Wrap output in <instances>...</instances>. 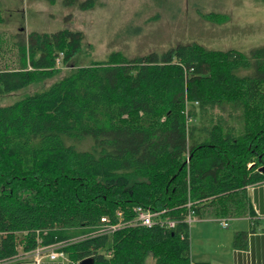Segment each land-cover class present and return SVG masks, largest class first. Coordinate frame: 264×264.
<instances>
[{
    "label": "trees",
    "instance_id": "16d2710c",
    "mask_svg": "<svg viewBox=\"0 0 264 264\" xmlns=\"http://www.w3.org/2000/svg\"><path fill=\"white\" fill-rule=\"evenodd\" d=\"M100 1L62 5L84 11ZM79 35H13L0 96L59 74L55 60L73 58ZM86 140L90 149L76 147ZM263 166L264 46L248 55L195 43L109 55L0 106V264L19 246L52 244L69 264H145L148 255L154 264H191L187 200L197 219L247 218L253 232L246 188L264 182ZM137 206L166 210L178 224L92 235L101 218L113 223ZM246 235L233 238L235 249L245 248Z\"/></svg>",
    "mask_w": 264,
    "mask_h": 264
},
{
    "label": "rangeland",
    "instance_id": "374dc122",
    "mask_svg": "<svg viewBox=\"0 0 264 264\" xmlns=\"http://www.w3.org/2000/svg\"><path fill=\"white\" fill-rule=\"evenodd\" d=\"M0 10L3 17L0 40L4 47L0 55L1 64L15 57L16 50L11 43L17 33L25 37L32 31L51 34L62 30L81 36L79 47L67 64L63 63L62 53L59 54L55 65L60 69L59 74L0 96V106L42 91L55 79L71 71L104 63L112 54L132 59L150 52L161 54L177 45L195 43L207 50H232L248 55L264 46V0H101L92 9L84 11L76 5L63 6L62 0H0ZM239 74L245 75L247 71H240ZM226 111L224 109L221 114L226 116ZM90 144L86 140L76 143V147L88 150ZM236 219L228 220L227 229L219 227L217 222L209 223V228L204 229L203 238H209L208 247L213 251L212 256H205L207 260L226 263L234 258L230 254L233 238L249 229L247 221H234ZM198 220L210 221L196 218L194 222ZM261 228H264V221L255 226V229ZM19 238L21 235H18ZM204 242L201 240L200 244L206 246ZM31 251L25 252L19 246L17 260L1 264H13L20 260L33 262V255H28L32 254ZM56 260L64 264L70 262L64 253ZM145 264H154L151 255L146 257Z\"/></svg>",
    "mask_w": 264,
    "mask_h": 264
},
{
    "label": "crops",
    "instance_id": "0c3cea01",
    "mask_svg": "<svg viewBox=\"0 0 264 264\" xmlns=\"http://www.w3.org/2000/svg\"><path fill=\"white\" fill-rule=\"evenodd\" d=\"M247 196L252 205L255 219L257 220V225L260 224V221H264V183L256 184L253 186H249L246 188ZM216 219L209 220H198L194 222L189 230V245H190V263H208V264H240L242 260V264H264V228L255 229L253 232L247 231L246 235V243L245 248L242 250L235 249L233 246L231 256L234 258L226 263L220 262L218 260L210 259L207 260L205 256H212L213 251L209 246V238H203V232L205 228H209V223L217 222ZM234 221H247L250 227V223L247 218H237ZM218 224V222H217ZM220 227V225L218 224ZM227 229V228H226ZM242 231V230H239ZM237 231V232H239ZM201 240H205L206 246L200 244ZM232 241V239H231ZM232 244V243H231ZM59 259V258H58ZM17 259H13L10 261H16ZM259 260V261H258ZM13 264H32V261H24L20 260L19 262ZM39 264H64L61 260L50 261L47 258L41 260Z\"/></svg>",
    "mask_w": 264,
    "mask_h": 264
},
{
    "label": "built area",
    "instance_id": "2783aa9c",
    "mask_svg": "<svg viewBox=\"0 0 264 264\" xmlns=\"http://www.w3.org/2000/svg\"><path fill=\"white\" fill-rule=\"evenodd\" d=\"M57 61L58 58L55 60V64H57ZM191 206H192V202L187 200V202L184 205L187 212L185 218L182 221L187 225L189 230L192 222H194L196 219L194 216V211L192 210ZM165 214H166V210L153 211L150 209L137 206L133 208V214L131 217H125L121 212H118L116 214V220L113 223L108 222L106 218H101L100 219L101 224L96 227L92 235L101 234L108 236L121 228H135V227L150 228L155 226L165 230L175 229L176 225L178 224L177 221L165 217L164 216ZM217 222L221 228L226 229L228 226L227 219H218ZM51 246H56V248H50L49 245L36 246L31 251L32 254H28V255H33L34 259L32 264H39L42 258H47L50 261H54L58 258L63 257V252L59 251V248L62 245L56 244Z\"/></svg>",
    "mask_w": 264,
    "mask_h": 264
},
{
    "label": "water",
    "instance_id": "95a60500",
    "mask_svg": "<svg viewBox=\"0 0 264 264\" xmlns=\"http://www.w3.org/2000/svg\"><path fill=\"white\" fill-rule=\"evenodd\" d=\"M259 171L264 173V166L260 168ZM88 263H90V259L87 258L79 262V264H88Z\"/></svg>",
    "mask_w": 264,
    "mask_h": 264
}]
</instances>
